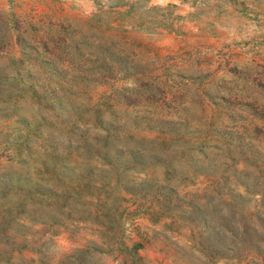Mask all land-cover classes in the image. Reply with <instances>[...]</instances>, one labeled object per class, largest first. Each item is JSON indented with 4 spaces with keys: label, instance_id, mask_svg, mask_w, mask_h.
<instances>
[{
    "label": "rangeland",
    "instance_id": "374dc122",
    "mask_svg": "<svg viewBox=\"0 0 264 264\" xmlns=\"http://www.w3.org/2000/svg\"><path fill=\"white\" fill-rule=\"evenodd\" d=\"M260 199L264 0H0V264H264Z\"/></svg>",
    "mask_w": 264,
    "mask_h": 264
},
{
    "label": "trees",
    "instance_id": "16d2710c",
    "mask_svg": "<svg viewBox=\"0 0 264 264\" xmlns=\"http://www.w3.org/2000/svg\"><path fill=\"white\" fill-rule=\"evenodd\" d=\"M240 196H241V195H240ZM259 202L261 203V202H264V201H263L262 199H260ZM199 213H202V214H203L202 211L199 212ZM201 221L204 222V223H208V222H209V219L207 218V216H202ZM259 221H260V223L264 226V218H259ZM224 228H225V230H228V229L226 228V226H224Z\"/></svg>",
    "mask_w": 264,
    "mask_h": 264
}]
</instances>
